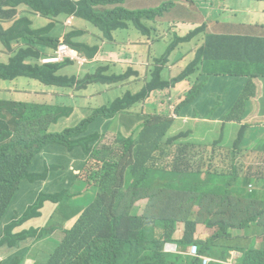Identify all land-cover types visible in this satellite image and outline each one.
Masks as SVG:
<instances>
[{
    "label": "trees",
    "instance_id": "trees-1",
    "mask_svg": "<svg viewBox=\"0 0 264 264\" xmlns=\"http://www.w3.org/2000/svg\"><path fill=\"white\" fill-rule=\"evenodd\" d=\"M124 1L0 0V264H202L199 257L187 254L192 245L200 256L226 261L230 252H239L238 264H264L261 159L242 160L249 149L233 145L237 165L230 171H206L201 180L202 166L191 163L197 154L186 141L188 135L169 133L171 117L130 111L152 91L187 80L179 74L169 82L160 81L161 65L182 40L170 37L163 60L149 67V79L137 94L122 91L119 97L108 98L119 81L137 71L133 47L139 36H161L143 19L154 20L166 9L127 10ZM69 19L89 23L101 40L75 41L81 33L66 32ZM4 23H11L12 29ZM110 43L114 44L103 50ZM205 44L202 56L211 59L213 74L264 76V37L209 36ZM62 48L73 57L61 55ZM78 60L82 69L94 62L97 67L99 60L100 70L109 71L107 77L101 78L99 72L80 79L67 74L65 70L73 72ZM158 62L162 63L156 68ZM20 78L31 80L23 84L25 94L28 86L41 89L38 94L43 97L51 90L53 94L44 102L6 99L5 95L23 94L16 87ZM88 86L99 94L82 96L72 106L63 103L66 91L81 96ZM251 86L246 80L241 93L250 97ZM187 99L188 95L176 113ZM86 106L90 112L84 120L71 116L72 111L84 113ZM111 131L116 138L105 144ZM62 148L93 154L101 169L88 181L75 176L60 192L53 191L52 184L42 188L52 175L63 172L64 167L55 163ZM217 149L212 147L210 153ZM246 164L249 171L242 172ZM64 180L61 173L62 185ZM143 200V211L137 214L134 205ZM49 204L56 208L43 227L34 220L44 217ZM178 223L184 226L183 235L174 239ZM197 225L213 235L195 239ZM259 237L262 243L257 242ZM53 241L56 248L48 255ZM167 244L175 245L177 253L166 252Z\"/></svg>",
    "mask_w": 264,
    "mask_h": 264
},
{
    "label": "crops",
    "instance_id": "crops-1",
    "mask_svg": "<svg viewBox=\"0 0 264 264\" xmlns=\"http://www.w3.org/2000/svg\"><path fill=\"white\" fill-rule=\"evenodd\" d=\"M224 1L226 0H194L193 7L187 10L183 9V15L187 16L181 17L178 15L173 18V23H176L173 27L162 26V23H166V21L157 23V25L150 24L149 26L151 29L156 32L159 30L163 34L156 39L154 36H152V38L139 36L136 45L133 47L137 59L136 62L138 64L137 71L133 73L134 75H129L128 78L119 81V83L115 85L117 89L109 91V94L113 97H119L121 92L124 91L125 94L130 93L134 95L145 86L149 79L148 74L150 73H147L149 67L157 60H163L167 47L170 44L169 33L172 34L171 37L182 40V42H178L177 46L166 58V60H170L172 63L161 65L162 62H158L155 66L156 68H159L160 65L162 67L160 81L166 83L179 75H170L169 72L177 69L175 63L180 56L182 59L178 62L179 70L186 68L190 64H197L196 66L202 67L204 64V57L199 60V56L206 45V39L209 36L229 37L234 35L227 34V32L219 28V21L217 19L218 10L208 9L209 4L213 3V6H216L220 11L225 10L227 4ZM178 4L179 3L176 2V5L172 4V7H177ZM239 9L244 11L253 8L245 1L239 6ZM260 10L263 11V9ZM236 35L247 37L245 35ZM164 38L167 39L168 42L163 41ZM85 42L89 44L92 43L91 41ZM114 43L105 44L103 50H108ZM121 44L122 41L117 43L118 50L121 49ZM159 45L163 47L161 51L158 49ZM223 68L224 65L220 67L221 70ZM90 74L94 75L95 72L93 70L84 71V73L81 74V78ZM107 75L104 77H107ZM216 76L217 77L209 81L208 84H204L201 87L200 94L195 101L196 105L193 104L189 106L186 112H183V108H181L178 113H176L175 109L181 105L189 94L191 84L188 80L181 81L163 90L152 91L147 99L135 104L130 111L134 114L148 115L158 113V115L163 114L171 117L173 119V124L169 132L170 135L174 136L179 133H186L188 135L186 141L193 146H199L198 144L201 141L199 142L198 138L204 137L206 139L202 140L200 146H203V149H207L209 151L208 153L212 155H215L217 151L223 148H230L233 146L227 143L226 137L232 134L234 128H239L240 126L249 127V130L253 133L258 132L259 129L264 131V76H251L249 72H247L244 77L229 79L231 82L224 83L228 86L226 89L230 91L228 98L224 102L219 101L218 98L221 96V90L223 89L222 82L225 81L222 74ZM246 80H251L252 84L249 91L250 97L244 96L241 93ZM89 88L90 86L86 89ZM43 92H45V90H43ZM216 107H221V109L215 114L214 109ZM89 112L90 108L86 106L84 113L81 111H72L71 116L82 121L88 116ZM202 112H206L208 116H201ZM199 131L200 134L198 135ZM115 138L116 135L114 132V140ZM263 138L264 132L263 134H258L256 141L254 140L251 144L248 141L245 143V145H249V147L246 148L249 150L243 152L245 159L259 158L261 159L260 163H264V151H260L262 147H264ZM231 139H235V136H231ZM212 147L218 149L214 153H210ZM206 171L211 173L208 168L206 170H201V180L205 178ZM183 230H178L177 232L180 234L179 239L183 235ZM208 236L206 227H196L195 239L205 240ZM167 246L168 250L173 251L176 249L175 245L168 244ZM4 253L9 255V251L7 250H5ZM236 253L237 252H232L231 257L238 262L240 256H236Z\"/></svg>",
    "mask_w": 264,
    "mask_h": 264
},
{
    "label": "rangeland",
    "instance_id": "rangeland-1",
    "mask_svg": "<svg viewBox=\"0 0 264 264\" xmlns=\"http://www.w3.org/2000/svg\"><path fill=\"white\" fill-rule=\"evenodd\" d=\"M248 2L253 9L251 10H240L239 6L243 2ZM176 2L179 3L177 7H172V4L176 5ZM227 4V8L225 10H219L216 6H213V3H210L208 6L209 10H218L217 11V19L219 21V28L227 34H239V35H245L247 37H264V0H226L224 1ZM164 3L163 5H160ZM122 6L127 10H136V9H153L156 7H163L165 6V13L161 16L155 17L154 20L151 21H145L143 19V22L146 26L157 25V23L166 21V26L173 27L176 23H173V18L176 16H187L183 15V9H190L194 6V0H125L122 4ZM179 9V10H178ZM260 9H263L261 11ZM51 21H45V24L50 23ZM11 23H4V27L9 29H12L13 26H11ZM243 25V26H242ZM67 30L66 32L70 31H76L78 33V36L75 37V41H91V42H99L101 40L100 38V32L95 30L89 23H83L77 19H69L66 21ZM157 33L163 34L161 31H157ZM171 33H169V37H171ZM163 41H167V39H163ZM178 41L176 42V44ZM52 52L48 50V53ZM202 56V52L201 55ZM203 57V56H202ZM182 59L180 56L175 63V66L177 69L172 70L169 72L170 75H177L180 74L182 77L185 76L189 83L191 84L189 88V94L188 99L186 102L183 103V112H186L191 105H196L195 101L197 99V96L200 94V89L204 84H208L209 81L216 78L217 74H213L212 71V61L209 58L204 57L203 66H194L192 64L188 65L186 68H183L182 70H179V64L178 62ZM98 62V66L96 67L95 62L92 64H89L87 67L82 69L83 63H80L78 65H75L73 67L74 71L68 73L67 70L65 72L69 75L75 73L77 77L80 79L81 74L84 73V71L87 70H93L95 74L97 72L100 73V77H104L108 74V71L100 70L101 62L96 60ZM167 63H172L170 60H166L163 65H166ZM96 67V68H95ZM202 70V71H200ZM227 70V69H226ZM62 73V72H61ZM224 81L222 82L223 89L221 90V96L218 98L219 101L224 102L228 98V94L230 93L228 86H226L224 83L231 82L229 79H235L231 76H223ZM20 82L16 87L19 89L20 95H5L8 100H11V98H16L18 100H25L26 98H32L31 101H39L44 102L50 95L53 94V91H49L47 93L46 97H43L39 95L41 89H37L35 87H27L26 88V94L23 91V84L24 82H31V80L27 78H20L18 79ZM224 85V86H223ZM76 91H66L64 94L65 99L64 102H68L70 106L73 105V101L80 100L82 95L86 98L99 93L97 91H90L88 89H85L81 92V96ZM108 98L113 99L114 97L111 96V94L108 95ZM221 107H216L214 109V113L218 112ZM197 111V108H196ZM201 116L205 117L208 116L206 112H202ZM62 125V124H60ZM200 134V131L198 132V135ZM258 132H251L249 130V127H239L234 128L232 130V134L227 135V143L229 145H236L239 148L246 149L249 147V145H245V143L248 141L250 144L257 139ZM231 136H235V139H231ZM114 139V132H109L107 136L105 137L104 143L110 144ZM204 137H199V142L202 140H205ZM201 142L198 144L201 145ZM194 146L193 152H195L197 155L193 156L191 158V163H197L200 166H202L201 170H206L207 168L212 171H230L232 167L237 165V158L239 155L233 159L231 149L230 148H223L216 152L215 155L209 154L207 149H203V146ZM68 150V149H67ZM66 149L62 148V152L60 153V157L55 160V163L60 164L64 167L63 173L65 175L64 185H62L59 181L61 173H56L52 175L51 179L47 182L42 184V188H47L50 184H52V190L55 192H60L63 190H66L65 188L68 187V185L73 181L75 176L80 177L84 181H88L87 178L92 174L94 171H99L101 169V166L93 159V154H85L81 148H77L74 151H67ZM72 152V153H71ZM242 160H245L243 158ZM254 163H258L257 161H254ZM211 165V168L209 167ZM260 166H264V163H258ZM249 166L246 164L243 168L242 172H248ZM91 184H94V180L90 182ZM63 189V190H62ZM38 195L33 201H30L29 205H32L37 200ZM27 200V199H26ZM146 201H139L135 203L134 208L135 212L137 214H141L143 211V207L145 205ZM28 205V206H29ZM18 207V203L16 205ZM56 208V205L49 204L47 206V209L44 210V217L39 220H34V222L43 225V227L46 225V223L49 221L50 217L52 216L54 210ZM195 211H197V208H195ZM199 226V225H197ZM184 228L182 223H178L176 225V230L174 233V239H179L180 234L177 233L178 230L182 231ZM207 228V227H206ZM19 230V229H18ZM208 238L213 235V232L207 228ZM61 234L60 231L57 234V238H60ZM258 243H262V238L257 239ZM167 245L165 246V249H167ZM56 248V241H53L50 244V247L48 249V255L53 253V251ZM37 253L38 250H36ZM236 256H240V253L237 252ZM237 261V260H236Z\"/></svg>",
    "mask_w": 264,
    "mask_h": 264
},
{
    "label": "built area",
    "instance_id": "built-area-1",
    "mask_svg": "<svg viewBox=\"0 0 264 264\" xmlns=\"http://www.w3.org/2000/svg\"><path fill=\"white\" fill-rule=\"evenodd\" d=\"M61 55H64V56H65V55H69V56L73 57L72 53H71L70 51H68L67 49H65V48H62ZM79 62L82 63V62L79 61V60H78V62H76V63L79 64ZM189 253H190L191 255H194V256H195V255L197 254V248H196L195 246L191 247V248L189 249ZM211 261H214V260H211V259H208V258H204V259H203V264H208V263L211 262ZM224 264H238V262H236V260H234L233 258H230V259H228Z\"/></svg>",
    "mask_w": 264,
    "mask_h": 264
},
{
    "label": "clouds",
    "instance_id": "clouds-1",
    "mask_svg": "<svg viewBox=\"0 0 264 264\" xmlns=\"http://www.w3.org/2000/svg\"><path fill=\"white\" fill-rule=\"evenodd\" d=\"M80 122H81V121H80ZM167 245H168V244H167ZM193 246H195V245H192V246H190V247L187 248V254L190 255V256H193V257H199V258L202 260V264H203V259H204V258H208V259L214 260V261L209 262L208 264L213 263V262H218V263H222V264H224L228 259L232 258V257H231V253H232V252H230V256H229V258H228L226 261H219V260H216V259H213V258L207 257V256H200V255L198 254V249H197V254L194 256V255H191V254L189 253V249H190L191 247H193ZM195 247L197 248V246H195ZM165 251H166V252L177 253V248H176L175 250H173V251H172V250H168V249H165Z\"/></svg>",
    "mask_w": 264,
    "mask_h": 264
}]
</instances>
